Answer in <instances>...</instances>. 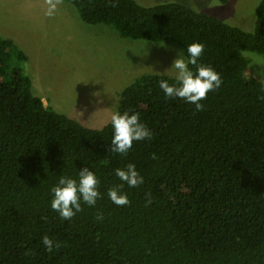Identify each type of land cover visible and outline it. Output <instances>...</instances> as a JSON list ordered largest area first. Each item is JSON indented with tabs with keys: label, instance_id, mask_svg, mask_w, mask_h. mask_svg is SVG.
<instances>
[{
	"label": "trees",
	"instance_id": "1",
	"mask_svg": "<svg viewBox=\"0 0 264 264\" xmlns=\"http://www.w3.org/2000/svg\"><path fill=\"white\" fill-rule=\"evenodd\" d=\"M65 1L83 22L110 24L126 38L183 50L202 43L198 64L223 83L197 111L161 90L162 79L176 78L140 75L118 110L139 113L152 137L116 154L111 121L94 129L46 105L26 52L0 35V264H264V82L246 73L243 56L264 55V0L253 31L177 0ZM128 164L144 182L125 185L129 203L117 206L107 192ZM84 167L98 176L102 198L62 220L51 188ZM45 236L58 245L51 252Z\"/></svg>",
	"mask_w": 264,
	"mask_h": 264
},
{
	"label": "rangeland",
	"instance_id": "2",
	"mask_svg": "<svg viewBox=\"0 0 264 264\" xmlns=\"http://www.w3.org/2000/svg\"><path fill=\"white\" fill-rule=\"evenodd\" d=\"M138 1L149 5L166 0ZM177 1L253 31L261 0ZM0 35L26 52L24 68L39 77L37 90L45 104L94 129L111 121L121 92L140 75L176 78L170 68L183 50L173 41L133 40L110 24H87L65 0H0ZM243 56L246 73L264 82V55L244 50Z\"/></svg>",
	"mask_w": 264,
	"mask_h": 264
},
{
	"label": "clouds",
	"instance_id": "3",
	"mask_svg": "<svg viewBox=\"0 0 264 264\" xmlns=\"http://www.w3.org/2000/svg\"><path fill=\"white\" fill-rule=\"evenodd\" d=\"M55 8V5H52ZM162 46V45H161ZM204 51V45L194 42L186 46V49L177 53L170 69L176 73V84H170L162 79L159 86L166 97L180 98L187 103L195 105L197 111L204 109L201 103L209 92L221 87L223 80L220 74L210 66L198 64V60ZM194 66L195 71L190 67ZM169 69L165 70L167 73ZM113 135L111 139V151L116 154L126 155L137 141L150 139L151 130L141 122L139 113L116 110L111 115ZM115 175L121 183L114 185L107 192V197L117 206L129 203L128 195L123 190L124 186L137 187L144 182V177L137 170L135 164H128L125 168L115 170ZM99 178L93 170L84 167L79 170L78 177L62 175L58 182L51 188V209L58 213L62 220H71L78 212L82 211V205L95 206L102 198L99 190ZM97 219H102L98 216ZM43 245L49 252L55 244L53 239L45 236Z\"/></svg>",
	"mask_w": 264,
	"mask_h": 264
},
{
	"label": "crops",
	"instance_id": "4",
	"mask_svg": "<svg viewBox=\"0 0 264 264\" xmlns=\"http://www.w3.org/2000/svg\"><path fill=\"white\" fill-rule=\"evenodd\" d=\"M30 74H31L30 77H31V79H32V86H33V89L36 90L37 94L41 95V96H39V97H41V98L43 99V101H44V96H43L42 94L39 93V90H37L39 87H41L40 82H39V77L37 76L36 73H33V74L30 73ZM37 96H38V95H37Z\"/></svg>",
	"mask_w": 264,
	"mask_h": 264
}]
</instances>
